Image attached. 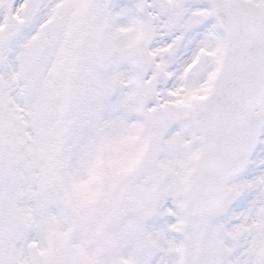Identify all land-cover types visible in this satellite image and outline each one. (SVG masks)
Segmentation results:
<instances>
[{"label": "snow or ice", "instance_id": "1", "mask_svg": "<svg viewBox=\"0 0 264 264\" xmlns=\"http://www.w3.org/2000/svg\"><path fill=\"white\" fill-rule=\"evenodd\" d=\"M262 124L264 0H0V264H264Z\"/></svg>", "mask_w": 264, "mask_h": 264}, {"label": "rangeland", "instance_id": "2", "mask_svg": "<svg viewBox=\"0 0 264 264\" xmlns=\"http://www.w3.org/2000/svg\"><path fill=\"white\" fill-rule=\"evenodd\" d=\"M250 163L247 165L246 170L243 174L236 179L232 180L231 182L239 181V180H251L254 176H258L264 174V125L262 130L259 134L258 143L256 149L254 150L253 154L249 157ZM230 182V183H231ZM171 206V198L167 197L162 201V205L160 211H164L166 207ZM163 222V220L167 219L169 222H174V218L170 217H157L154 218ZM153 221H149L147 223L151 224Z\"/></svg>", "mask_w": 264, "mask_h": 264}, {"label": "water", "instance_id": "3", "mask_svg": "<svg viewBox=\"0 0 264 264\" xmlns=\"http://www.w3.org/2000/svg\"><path fill=\"white\" fill-rule=\"evenodd\" d=\"M261 126H262V125H261ZM261 126H260V128H261ZM260 128L258 129V133H259ZM255 147H256V145L254 146L253 150L255 149ZM253 150H252V151H253ZM251 153H252V152H251ZM242 171H243V170H242ZM242 171H241V172H242ZM239 174H240V173H239ZM233 178H234V177H233Z\"/></svg>", "mask_w": 264, "mask_h": 264}]
</instances>
